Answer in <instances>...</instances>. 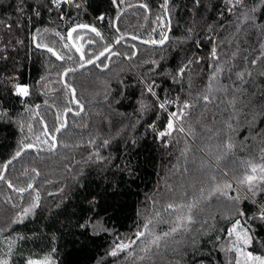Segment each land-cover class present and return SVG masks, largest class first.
Instances as JSON below:
<instances>
[{"label":"trees","instance_id":"16d2710c","mask_svg":"<svg viewBox=\"0 0 264 264\" xmlns=\"http://www.w3.org/2000/svg\"><path fill=\"white\" fill-rule=\"evenodd\" d=\"M141 4H146L147 10ZM162 4L163 0H123L117 5L111 0H71L56 7L52 0H0V111L8 114L0 118V173L21 141L34 143L37 136L47 139L42 135L45 125L59 127L65 109L83 107L79 115H67V126L58 133L54 150L24 152L8 165L5 179L0 181V255L14 241L11 264H25L28 258L49 253L56 264H132L123 253L118 258L107 255L113 243L133 237L142 213L160 206L153 205V200L180 202L185 191L193 190L198 195L200 187L207 191L212 186V176L221 184L231 182L236 191L242 189L247 195L238 191L239 207L248 215L256 211L251 195L236 185L233 176L244 172L241 161L261 162L260 148L264 147V76L259 75L264 71V60L250 64L264 51L260 0H244L232 12L225 0H201L198 7L195 0H169L171 30L165 45H145L125 38L112 50L118 55L106 59L107 54L97 62L107 64V68L91 65L68 73L65 82L76 91V106L71 92L61 83L62 71L82 63L80 53L71 47L73 42L82 45L86 59L110 44L101 30L90 24L91 17L112 40L126 34L149 39L150 30L160 22L157 17L164 16ZM253 6L257 8L255 25L244 15H252L249 9ZM81 24L95 27L101 36L78 28ZM208 25L213 26L211 30ZM71 28L77 29L73 41L67 38ZM189 28L193 29L191 34ZM33 36L65 58L57 60L36 47ZM209 37L217 45L218 61L210 59L213 45ZM197 57L200 63L193 62L182 78L173 79L182 64ZM153 60L160 62V74L150 72ZM217 63L224 72L218 83L211 82L213 90L209 92L210 65ZM237 70L252 72L251 77H245L247 83L236 80ZM153 80L161 100L176 101L166 106L167 111L161 110L157 98L146 90L145 82ZM15 83L28 84L30 95L16 96ZM237 84L246 91H235ZM223 85H227V92ZM204 95H209V101L203 100ZM233 96L235 110L229 106ZM185 101L194 105L185 110L188 115L176 126L185 131L159 137L158 133L166 130L168 114L178 111ZM227 122L234 132L227 129ZM229 137L235 147L223 155L221 145ZM37 147L48 149L43 143ZM186 148L191 149L187 159L181 155ZM217 156L222 158L218 161ZM169 186L173 192H168ZM19 188L26 191H15ZM234 193L229 191V195L236 196ZM256 199L264 202V194ZM34 202L38 207L21 222L13 223ZM200 209L191 234L175 238L182 243L169 241L158 255L135 264H177V260L180 264H226L220 247L228 222L222 217L234 214L231 202L213 197L202 202ZM86 221L102 222L108 231L95 234L91 226L82 229L80 225ZM159 228L166 230L167 225ZM254 231L257 239H264V224L256 222ZM217 235L220 241L215 239ZM193 237L195 245L190 243ZM133 248L138 251L137 245Z\"/></svg>","mask_w":264,"mask_h":264},{"label":"snow or ice","instance_id":"6c2138e0","mask_svg":"<svg viewBox=\"0 0 264 264\" xmlns=\"http://www.w3.org/2000/svg\"><path fill=\"white\" fill-rule=\"evenodd\" d=\"M65 3H70L71 0H64ZM113 5H117L118 3H122L123 0H111ZM52 3L56 7H60L61 0H52ZM261 7L264 8V0H260ZM201 4V0H195V5L198 7ZM225 4L228 5V11L232 12L235 8L241 6L244 4V0H225ZM169 0H163V4L161 7L164 9V15L169 16L170 11L168 8ZM140 7L145 8L147 10L148 6L146 4H141ZM22 11V9H20ZM257 8L253 6L251 9H249V13L252 15H249L248 13H245V19L250 20L254 25L256 24L255 16ZM37 15L39 13L37 12ZM100 19H104V17H100ZM158 21H162L161 17H157ZM11 27V25H8ZM114 26V25H113ZM78 28H87L89 31L94 32L97 36H101V33L97 31L95 27H91L89 25H78ZM162 28H168V31L171 30L170 22H161ZM212 25H208V28L211 30ZM76 28H71L67 33V38L69 41H73V33L76 32ZM45 32L48 31V29H44ZM156 29H153V32H155ZM193 29L189 28L188 32L191 34ZM57 36H59V33H56ZM64 37L61 36V40H63ZM78 39V38H77ZM122 39V37H121ZM132 40H137V36H132ZM170 39L167 31H161L159 39H153L150 38L147 40H141V43L153 45V46H163L166 42H168ZM209 42L212 43V48L210 51V59L212 61H218L219 60V53L218 48L215 43L210 37L208 38ZM33 41L36 43V47L38 48H44L48 53H50L52 56H54L57 60H63L65 57L61 55L57 50H55L53 47L48 46L47 44L36 42V37L33 36ZM116 43H120V39L116 40ZM197 48L200 47L199 42H197ZM65 48H69V44H64ZM72 48H75L77 52L80 53V60L82 63L80 64V67H84L86 64H93L98 68H101L102 70L104 68H107V64H97L96 61H99L101 57H105V54L108 53L109 55L105 57L106 59H110L111 56L118 55V53H115L111 50L110 46H106L103 51L99 53V55L95 56V59L92 58H85V53L82 51V45H77L75 42L71 44ZM261 48L264 49V44H261ZM135 55V53H133ZM235 56V53H233V57ZM71 59V57H68ZM130 58V57H129ZM246 59V58H245ZM201 58L197 57L195 58V61L192 59L187 60V63L182 64L173 75V79L175 80L177 77H183L185 72L188 69V66L191 65L193 62L200 63ZM264 60V51H261L260 55H258L255 59H252L250 61V64L252 66L257 65L258 61ZM151 63L154 65L150 69V72L153 74H160L158 70L161 68V64L159 61L153 60ZM210 67L213 68L212 74L210 76V84L208 86V91L211 92L213 90V84L211 82H217L218 83V77L221 73L224 72L223 66L217 64L210 65ZM75 68H69L66 70L65 75H67V72L76 71ZM171 74V73H169ZM236 80L247 83V80L245 77H251L252 72L248 71H241L237 70L235 71ZM259 75L264 76V71L260 72ZM43 79V77L41 78ZM179 82V81H177ZM235 83V82H234ZM66 87H71L70 85H66ZM145 87L147 92L153 96L156 97L159 101L158 107L161 110L167 111L166 106L172 103H176V101L163 99L158 96L157 92L155 91L156 82L153 80L151 83L145 82ZM223 90L225 92L228 91L227 85L222 86ZM13 90L16 96L18 97H28L30 95V86L28 84L24 83H15L13 84ZM74 91V90H73ZM235 91H246L245 89H242L240 85H236ZM179 97H177V100ZM210 97L209 95H204L203 100L209 101ZM23 102V101H22ZM73 103H77L78 101L73 98ZM229 106L232 107L234 110L236 109V97L233 96L232 100L229 101ZM39 107V106H37ZM141 107H144L142 104ZM191 107H194V105L189 104V102L185 101L182 105V107L179 108L178 111H173L168 114V122L166 126L165 131H161L158 133L159 137H165L170 136L173 131H180L184 132L185 129L183 127H180L177 129V124L181 121V119L188 115V112L185 111L186 109H189ZM68 112H71V108L67 109ZM76 115H79L80 113H75ZM261 114H264V108L261 109ZM36 115H39V113H36ZM235 115V112L233 113ZM8 114L4 111H0V118H7ZM230 117L229 119H231ZM255 118V117H253ZM59 119V117H58ZM43 123V121H41ZM66 126L65 123H60L59 127H55L54 129H49L47 125L44 126L42 135L47 137L45 140H41L40 136L36 137V140L34 143H24L23 141L20 142L19 150L15 152V155L12 157V160L16 159L21 155L22 152H24L27 149H33L36 148L39 144H47L48 150L51 151L56 146V137L55 133L60 132L64 127ZM227 129L230 132H234L235 129L233 128V125L230 122H227L226 124ZM21 131H23V125H20ZM31 125H29V131H31ZM52 133L49 135V133ZM105 145L108 144V141L106 140ZM221 147L224 149L223 155L229 154L233 148L235 147V144L233 143L231 137L227 141H224L221 145ZM190 148H186L182 150L181 155L187 159V152L190 151ZM260 160L261 162L257 163L253 160L248 161H241V164L245 165V170L240 175H234L233 180L235 181L236 185L239 187L245 189L247 193L251 195V204L256 208V211L252 213V215H248L247 212L239 207V203L241 200V197L237 194L236 196L229 195V191H236V189L233 188V184L231 182L225 181L223 184L216 182V177L212 176L210 177V180L212 181V186L206 191L204 187H200L198 189V195L197 190H193L192 192L185 191L183 193V197L180 202H177L176 199L169 198L168 202L162 203L161 201L153 200V205L159 204V207L154 208L153 211L148 212L145 211L142 213L143 220L138 226L137 230L133 234L132 238H128L127 240L121 238L118 239L116 242L113 243L109 251L107 252L108 256L111 257H120V255L123 253L125 254V260H130L132 264H135L136 261H145L147 259H150L153 255H158L160 253V249L162 247L167 248L169 246V241H174L177 245L182 243L181 240H176L175 238L181 234L190 235L192 231V225H194L196 220V215L198 210L200 209V206L202 202H206L211 200L213 197H223L227 201L231 202V208L234 210L233 212L225 213V215L222 217L223 220L228 222V225L223 229V231L226 234V240L227 242L223 245H221L220 250L225 253L226 256V264H264V239H257V233L254 231V225L256 222H259L260 224H264V202H260L256 199V197L260 194H264V147L260 148ZM222 158V156H217V160L219 161ZM12 160H8L7 163L3 165V168H7L9 164L12 163ZM33 172L36 170L33 169ZM187 171V169H185ZM39 175V173H37ZM226 176L227 173H224ZM5 177L2 173H0V180H4ZM9 188H13V185L11 183L8 184ZM32 185L29 184L28 188H31ZM15 191L23 193L26 191L24 188L15 189ZM171 186L168 187V192H173ZM245 200L248 199L246 196L244 198ZM39 197L37 196L35 198V201H38ZM38 207V203L34 202L31 206L26 207L23 209L22 214L18 217L17 220H14L13 223H18L23 220L25 216H27L34 208ZM205 224H207V221H205ZM160 225H167V229L159 228ZM89 226L92 227L93 232L95 234H98L101 231L107 232L108 229L104 226L102 222H97L95 224H91L90 221H86L84 224H81L80 227L82 229H87ZM217 241L221 240V237L217 235L215 237ZM14 241L9 243L7 252L3 255H0V264H11V256L13 254V248H14ZM192 245H195L196 238L193 237L190 241ZM134 245L138 246V251L133 248ZM257 247L259 248V251L257 250ZM56 251L55 248L52 249V253ZM174 253H176L179 256V251L177 249H172ZM135 253V254H134ZM142 253V254H141ZM25 264H56V261L54 260L51 253L46 254L42 257H36V258H28L25 261ZM177 264H180L179 260H177Z\"/></svg>","mask_w":264,"mask_h":264},{"label":"water","instance_id":"95a60500","mask_svg":"<svg viewBox=\"0 0 264 264\" xmlns=\"http://www.w3.org/2000/svg\"><path fill=\"white\" fill-rule=\"evenodd\" d=\"M165 16V15H164ZM165 20H166V22H170V20H169V18H168V16H165ZM170 27H171V23H170ZM164 31H167L168 32V35H169V32L170 31H168V28H165V30ZM133 35H130V34H126V35H122V36H119L117 39H120V41L121 40H123V39H125V38H127V39H130V40H132L131 39V37H132ZM121 37H122V39H121ZM138 37V36H137ZM117 39H115L112 43H110L108 46H110V48H111V50H113L114 48H116L117 47V45H118V43H116V40ZM141 40H147V39H143V38H140V37H138V39L137 40H132V41H135V42H138V43H141ZM141 44H144V43H141ZM145 45H148V44H145ZM104 49H102L101 51H103ZM100 51V52H101ZM99 52V53H100ZM99 53H97L96 55H99ZM108 53H106L105 55H107ZM96 55H94L93 57H92V59H95V56ZM101 58H103V57H101ZM98 61H96V63H97ZM81 64V63H80ZM80 64L77 66V67H74L75 69H77L76 71H80V70H82L83 68H86V67H88V66H91V65H93V64H86L85 63V65H84V67H80ZM69 68H73V67H69ZM69 68H67V69H69ZM67 69H65L62 73H61V76H60V79H61V82H62V84L66 87V82H65V79H66V76L68 75V73H70V72H67V75H65V72H66V70ZM69 88V87H68ZM70 90H71V96H72V100H73V98H75V100H76V92H75V90L73 89V88H69ZM74 90V91H73ZM75 106L77 105V103H73ZM71 112H68L67 111V109L64 111V114H63V123H65L66 124V126H67V120H66V115L67 114H69V113H71V114H73V115H76L75 113H77V112H79V113H81L82 111H83V107H82V105H80V108H79V111H74L72 108H71ZM65 126V127H66ZM64 127V128H65ZM63 128V129H64ZM62 129V130H63ZM59 133V132H58ZM58 133H55V137H56V144H57V135H58ZM56 148V146L52 149V150H54ZM36 149H38L39 151H46V152H50L48 149H43V148H38V147H36V148H33V149H27V150H25V151H28V150H36ZM51 150V151H52ZM24 151V152H25ZM24 152H22V153H24ZM21 153V154H22ZM18 158V157H17ZM16 158V159H17ZM16 159H14V160H16ZM8 160H12V157L11 158H9ZM7 160V161H8ZM14 160H12V162L14 161ZM7 161L5 162V163H7ZM4 163V164H5ZM6 170H7V168L5 169V168H3L2 167V171H1V173L3 174V175H5V173H6ZM1 181V180H0Z\"/></svg>","mask_w":264,"mask_h":264},{"label":"built area","instance_id":"2783aa9c","mask_svg":"<svg viewBox=\"0 0 264 264\" xmlns=\"http://www.w3.org/2000/svg\"><path fill=\"white\" fill-rule=\"evenodd\" d=\"M165 18L163 16L162 18V21H160L157 25H155L151 30H150V34L149 36H151V38H155L157 37L158 35H160L161 31H164L165 28H162L161 27V22H165ZM90 24L93 25V26H96L97 28H99L101 30V32L105 35V37L107 39H109V42H113L112 39L109 38L108 34L106 33V30L101 26V24L98 22V20H96L94 17H91V21H90ZM153 29H156L155 32H153Z\"/></svg>","mask_w":264,"mask_h":264},{"label":"rangeland","instance_id":"374dc122","mask_svg":"<svg viewBox=\"0 0 264 264\" xmlns=\"http://www.w3.org/2000/svg\"><path fill=\"white\" fill-rule=\"evenodd\" d=\"M61 1H64V0H61ZM163 10H164V9H163ZM87 12H88V11H87ZM89 15H90V13H89ZM162 18H163V16H162ZM164 18H165V16H164ZM108 40H109V39H108ZM113 41H114V40H113ZM111 43H112V42H111ZM73 68H74V67H73ZM62 72H63V71H62ZM60 80H61V79H60ZM61 83H62V82H61ZM66 84H67V83H66ZM67 85H68V84H67ZM66 88L71 92V90H70L68 87H66ZM71 88H73V87L71 86ZM73 89H74V88H73ZM74 90H75V89H74ZM75 92H76V91H75ZM68 109H69V108H68ZM65 110H66V109H65ZM77 111H79V109H78ZM69 114H70V113H69ZM67 115H68V114H67ZM67 115H66V120H67ZM166 126H167V125H166ZM25 152H26V151H25ZM22 154H23V153H22ZM22 154H21V155H22ZM21 155H20V156H21ZM12 157H13V156H12ZM18 158H19V157H18ZM238 191H239L240 193H242V195L244 194V196L247 195V194L244 193V192L242 191V189H240V188H239V190L235 191L234 194L237 195V194L239 193ZM225 237H226V235H225ZM226 242H227V240L225 239V240L222 242L221 245L225 244Z\"/></svg>","mask_w":264,"mask_h":264},{"label":"flooded vegetation","instance_id":"af4514ba","mask_svg":"<svg viewBox=\"0 0 264 264\" xmlns=\"http://www.w3.org/2000/svg\"><path fill=\"white\" fill-rule=\"evenodd\" d=\"M115 49V48H114Z\"/></svg>","mask_w":264,"mask_h":264}]
</instances>
